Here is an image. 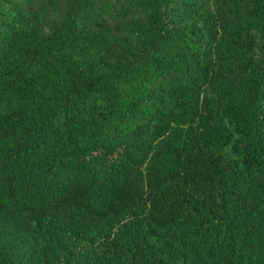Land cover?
I'll return each mask as SVG.
<instances>
[{
  "label": "trees",
  "instance_id": "obj_1",
  "mask_svg": "<svg viewBox=\"0 0 264 264\" xmlns=\"http://www.w3.org/2000/svg\"><path fill=\"white\" fill-rule=\"evenodd\" d=\"M0 264H264V0H0Z\"/></svg>",
  "mask_w": 264,
  "mask_h": 264
}]
</instances>
